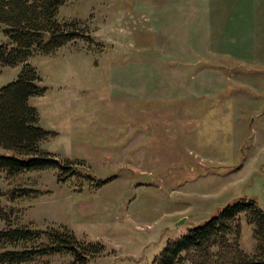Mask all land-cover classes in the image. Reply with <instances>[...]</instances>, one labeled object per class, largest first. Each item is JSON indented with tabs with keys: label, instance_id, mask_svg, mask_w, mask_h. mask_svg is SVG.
Masks as SVG:
<instances>
[{
	"label": "rangeland",
	"instance_id": "obj_1",
	"mask_svg": "<svg viewBox=\"0 0 264 264\" xmlns=\"http://www.w3.org/2000/svg\"><path fill=\"white\" fill-rule=\"evenodd\" d=\"M57 20L82 37L28 60L45 88L28 104L49 133L41 148L79 164V175L0 173L11 225L100 245L85 264H151L240 198L264 213V0H73ZM18 71L0 68V87ZM82 164L94 181L109 180L96 188ZM17 189L29 193L10 200ZM231 227L218 256H252L245 215ZM29 264L73 263L52 255Z\"/></svg>",
	"mask_w": 264,
	"mask_h": 264
},
{
	"label": "trees",
	"instance_id": "obj_2",
	"mask_svg": "<svg viewBox=\"0 0 264 264\" xmlns=\"http://www.w3.org/2000/svg\"><path fill=\"white\" fill-rule=\"evenodd\" d=\"M71 1L0 0V33L9 42L0 43V68H20L14 80L0 87V173L5 179L43 170L56 172L59 182L79 175L75 166L79 164L60 161L41 148L49 133L38 126L37 111L28 104L30 98L40 96L45 90L28 60L35 54H52L82 37L73 21L57 20L59 8ZM84 172L88 174L86 180L93 182L96 188L109 180L94 181L85 167ZM17 190L16 195L9 193L10 200L29 193L28 189ZM240 214H244L247 224L253 227L254 254L247 257L237 251L231 259L220 258L217 252L227 251L231 246L227 237L233 235L231 225ZM0 220L3 222L0 264H29L35 258L52 255H68L73 264H85L102 251L98 244L81 247L64 229L11 225L9 212L1 207ZM238 231L237 224L235 232ZM189 253L197 255L199 260H191L190 264H211L212 260L214 264H264V213L252 199L240 198L168 241L151 264L189 263L186 260Z\"/></svg>",
	"mask_w": 264,
	"mask_h": 264
},
{
	"label": "water",
	"instance_id": "obj_3",
	"mask_svg": "<svg viewBox=\"0 0 264 264\" xmlns=\"http://www.w3.org/2000/svg\"><path fill=\"white\" fill-rule=\"evenodd\" d=\"M8 43H9V42H8V40H7V39H5V40H4V44H6V45H7ZM180 223H181V220H180V221H179L177 224H180ZM174 226H175V225H174Z\"/></svg>",
	"mask_w": 264,
	"mask_h": 264
}]
</instances>
